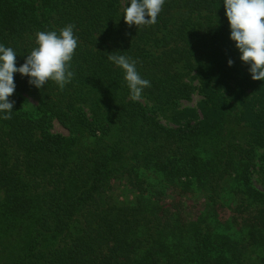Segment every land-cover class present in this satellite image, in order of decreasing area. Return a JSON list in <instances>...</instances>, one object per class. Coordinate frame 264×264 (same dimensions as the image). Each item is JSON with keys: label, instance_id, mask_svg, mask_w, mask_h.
I'll return each mask as SVG.
<instances>
[{"label": "trees", "instance_id": "1", "mask_svg": "<svg viewBox=\"0 0 264 264\" xmlns=\"http://www.w3.org/2000/svg\"><path fill=\"white\" fill-rule=\"evenodd\" d=\"M223 2L165 0L154 25L129 27L130 0H0L17 67L38 31L74 24L79 38L63 91L14 73L12 118L0 113V264H264V80ZM110 53L150 81L139 101ZM119 178L130 202L112 191ZM221 203L233 213L222 230Z\"/></svg>", "mask_w": 264, "mask_h": 264}, {"label": "clouds", "instance_id": "2", "mask_svg": "<svg viewBox=\"0 0 264 264\" xmlns=\"http://www.w3.org/2000/svg\"><path fill=\"white\" fill-rule=\"evenodd\" d=\"M165 0H130V6L123 9V18L131 27L150 26L157 22ZM226 16L230 25V38L235 41L241 53L240 59L250 65L253 80H264V0H224ZM150 17V18H146ZM74 24H68L53 31H38L35 44L25 62L17 67V54L13 48L0 44V113L3 119H11L15 101L9 97L14 93V73L28 76L29 83L43 88L51 80L61 91L75 75L71 61L78 46L74 35ZM108 60L124 70V79L130 90V98L139 101L150 81L141 78L137 61L125 55L109 54ZM233 60L229 59L231 66Z\"/></svg>", "mask_w": 264, "mask_h": 264}, {"label": "rangeland", "instance_id": "3", "mask_svg": "<svg viewBox=\"0 0 264 264\" xmlns=\"http://www.w3.org/2000/svg\"><path fill=\"white\" fill-rule=\"evenodd\" d=\"M201 100V95L199 93H195L193 95L192 100L190 101H182V108H196L198 102ZM162 122L164 124L167 125H172L175 126L173 122L162 118ZM51 130L53 132H58V133H62L64 135H68L69 131L64 128L59 122H57L56 120L53 121L52 125H51ZM260 155L258 156V158H260L258 160V164L263 165V161H264V149H261L260 151ZM256 185L258 186L259 183H256ZM113 189L112 191L114 192L115 196L121 200V201H126V202H130L133 198V193H132V189H130L128 187V185H126L125 180H122L121 178L116 179L113 183ZM200 201L198 200V198L196 197V195H186L183 196L182 199L184 200V202H186L189 206L193 207L196 204L200 205V208L203 207L204 201L205 199L200 196ZM216 212L218 214V216L216 217V226L219 227L221 230L226 226L229 225V217L233 216L232 210L229 206H226V204L221 203L218 204L216 206ZM261 252V251H260ZM259 251H249L246 253V255H248V257L250 259H252L253 261H255L259 256L260 253Z\"/></svg>", "mask_w": 264, "mask_h": 264}]
</instances>
